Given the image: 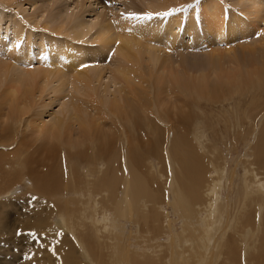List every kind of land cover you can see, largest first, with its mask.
<instances>
[{"label":"bare ground","instance_id":"bare-ground-1","mask_svg":"<svg viewBox=\"0 0 264 264\" xmlns=\"http://www.w3.org/2000/svg\"><path fill=\"white\" fill-rule=\"evenodd\" d=\"M12 1L14 0H0V4H2L4 8L7 7V5L13 4ZM20 1L21 0H19V2ZM137 1L139 3L142 2L144 7L142 6L143 8H139L137 5L138 8L135 10V14L138 15V13H141L146 16L147 14H151L156 15V18L144 20L143 24L136 23L134 25L132 22L137 18H126L130 13L118 12V14H116L115 11L114 16L108 19L109 21H107V24L105 20L102 22L98 20L99 23L96 25V30L90 40L97 44V47L94 46L95 48L91 49V53L93 52L92 54L97 56L102 50L106 49L108 52L111 50V55H113L111 58H114L111 59L114 61L109 70L110 78H108L112 80L114 85L118 84V87L113 91V93H115L113 97L108 98L106 101H104L100 95L97 97L94 96L95 93H97V87L93 86V82L101 77V69L98 65L100 62L87 65L84 60L86 51L83 50V48L75 49L74 46H72L74 48L71 46L66 47L62 52L61 67L56 69L55 60L51 55L53 50L57 51L56 45L50 43L48 48H45V44L42 43L40 44V61H43L41 64L44 63L45 65H43V67L45 68H40L38 66H35V68L32 69L19 68L20 70L18 69L19 72H17V69L14 68L17 63L26 64V66H28L31 65L33 62L32 59H34L29 46H27V44L22 46V42H19V36L22 35L19 30L14 33L15 39L19 41L15 42V44L11 42V45H7L10 46L8 52L13 54L14 58H7L9 60H6L3 59L2 56L0 57V87L3 83L5 84L7 82L6 91L0 89V165L10 164L12 166H18L21 164L36 166L41 162L55 160L58 154H62L59 149L60 146H65L68 150L66 152L67 160L63 166L61 165V162H59V164L53 162L49 169L43 167L42 170H32L29 174V179L33 185L38 187V189L42 190L48 187L52 192H57L59 195L63 196V201L51 199L49 201H43V203L37 206L39 210L36 213L37 224L35 227H45V232L44 235H42V238L45 240H51L50 242L55 245L54 250L60 254L58 258L51 262L52 264H92L93 262L95 264H157L156 261L150 260L149 257L154 255L153 251H150L149 258L147 257L148 259L145 262H138L136 261V256L130 251L123 252L125 249V245H122L123 243H121L116 249L110 248L111 243H117L116 236L118 237V234L114 230L113 226L115 224L113 219H111L110 216L103 214V208L97 206V203L103 205L102 198L96 200L94 197L91 198V194L88 191L82 190L81 196L75 202V207L77 209L74 210H71V200L67 199V187L77 185L80 180L89 182V180H85L81 177L78 165L82 163H86L85 165L89 164L86 152L91 144H95V151L101 157L105 156L109 158L107 160L108 166L101 169V177L99 175L91 183L93 194L96 195L100 192L106 193L109 197L108 200L113 204L121 189L120 186L122 185L124 187L122 198L120 196L119 204L112 210L113 212L118 213L121 218L132 219V212L136 209L135 206L140 205L143 198L147 199L144 204H148L149 202L152 204H161L164 202L163 192L161 189L158 190L156 188L158 185L153 187L151 181V188L145 187V182L149 181V176L143 168L141 169V172L134 177V173L129 176L126 172L122 171L121 166L123 165V161L121 162L120 160V163L122 164L119 165V161L115 159L116 154H114V148L117 145V134H115V130L110 127H108L107 131L103 130L101 123L104 117L110 116L111 124L119 123L122 126V130L123 128H127L128 132L126 130L122 131L125 135V138H123L122 141H126L129 153L136 156V160L130 162V167L131 165L138 166L141 165L142 162H146L147 157H143L138 145L135 146V142L149 144L151 141L149 137H146V141L143 142L141 140H136L134 131L126 126V124H131L132 128L136 130L141 129L145 122L148 121L150 129L149 132L144 135H152L155 138L154 140H160V127L166 126L164 128H167V132L169 133L170 130L187 129L193 126V139L197 145L200 144L203 146L201 141L203 140L201 139L203 134L202 131H200L202 123L199 122V120L195 121L196 116L194 110L191 109L186 112V110L178 107L177 104H182L184 102L199 106L202 100L212 101L214 103L223 102L225 99H230L235 94H244L245 90L255 91L264 88V46L263 48L255 47L256 44L264 45V13L262 14L264 4L261 3V0H248L249 5L248 7H245L246 10L248 8H252L253 10L249 14H246L251 17L252 21L255 23V25L253 24L251 27L249 22H247V25L245 24V22L248 21V18H244L245 20L243 18L240 19L239 16L243 15L241 13L238 16H234L233 23L226 22L225 12L227 9L218 0L201 1L200 4L198 3L195 7H187L184 11H179V13L175 12L174 14L167 16H165L164 13L173 9H181L185 6L188 0ZM116 2L121 4L120 0L115 1V4ZM128 2L132 5V8L135 7L133 2H130L129 0ZM239 2L242 1L240 0ZM15 5L17 4L15 3ZM245 5L246 4H243L242 6ZM138 10H142V12H139ZM198 10H200V12H198ZM238 10H241V12L245 11L240 8ZM249 10L251 9H248L245 13H248ZM111 11L112 8H110V14L113 12ZM196 11L198 14L200 13V16H204L207 19L206 24L209 32L220 41L225 42V44L227 42L229 43L228 40H233L234 38V40H237L236 36L240 35V42H246L247 44V46L246 44H242V47L239 46L242 52L241 54L244 53L245 55L247 54L248 56H251L250 58L252 59L251 62L253 65L251 64L248 66L245 64V57L243 58V56L237 55L236 52H234L235 48L232 49L230 47L231 49L229 50V48L225 46V52L223 51L224 54L220 55V53H217V57H214V55H216L218 50H213L215 49L213 46V49L209 48L207 52H204L209 57L206 59V63L204 62L206 68H193L191 65H187L188 63L186 60L191 57L196 58L197 53L194 54L193 57L189 52L191 54L189 58L187 55L183 54L184 56L179 58L178 63L176 61L172 62L174 59L170 55L171 52L176 51L177 48H182L178 47L180 45V36L183 33V31L180 32L181 23L184 22L187 27L192 26L194 13H197ZM111 15H113V13ZM146 16H143L144 19H146ZM197 16L198 15H196V17ZM101 20H103V18ZM73 21L69 23L71 26L68 27V23L64 27V21L55 25H48L50 22L46 25L44 21L41 28L45 30L48 29L56 35H63V37L68 36L73 41L80 40V35L82 34H80V32H83V35H86L88 30L81 26L83 25L82 23L76 24L75 21L73 26ZM19 22L22 23L20 20ZM65 22L67 21L65 20ZM256 23L258 25L260 23L263 24V30L260 29L261 32L260 30H257L261 25L258 26ZM118 26H120L121 29H117ZM112 27H116V29ZM194 27L195 26H193V28ZM81 28L86 30V33H84L85 31ZM174 28H177V30H174ZM190 28L192 29V27ZM197 36L198 35H196V37ZM198 37L200 39L198 47L196 44L193 45L191 43L184 47L187 49L189 48L188 50L196 48L198 49L197 51L200 52V49H202L205 44L201 41V37ZM87 39L85 38L86 41ZM199 39L197 41H199ZM25 40L29 41L30 37ZM194 43H196V41ZM228 43L226 45H228ZM214 47L218 48V46ZM49 50L50 53H46L49 52ZM183 50L184 48L181 52H183ZM184 53L186 54V52ZM179 55L182 56L181 53ZM39 56L36 58L38 59ZM95 60L97 59L95 58ZM225 60H228V63ZM144 61L148 62L146 67L143 65ZM158 61L161 62L156 68L155 65ZM187 61L189 62V60ZM223 61L226 62L225 64L227 65L223 66ZM12 70L16 71V73ZM102 71L104 72L105 70L102 68ZM157 71L159 73H157ZM53 78H56L55 80L60 82L61 87L71 85V87L74 88L75 86L80 85L85 91L82 92L81 95L84 96L83 93H85V98H87V100L75 102L77 101L75 98L71 107L68 106L69 115L67 117L52 120L46 127H35L34 132H32L35 137H33L31 141H25L23 138L20 140L13 139V135L6 132V129L12 126H20L24 120L27 119L26 116L30 114L34 106V102L32 101L34 96L33 92L35 91L34 86L37 88L36 83H40L41 81L43 84L45 82L47 83L49 80L52 82L54 80ZM81 87H79V89H81ZM55 89L58 91L57 88ZM77 89V87L74 88L75 92L80 93L82 90ZM175 94H181L183 97L181 95L178 96L181 99L184 98V100L177 101L176 97L173 96ZM69 98H73V95ZM170 98H174L175 101L171 102ZM70 99L68 100L70 101ZM65 102H67V100ZM70 102H72V100ZM70 102L68 105H70ZM161 104L170 105V108L158 111V115H155V118L157 119V126H155L151 124L148 115L154 108ZM3 105H6V108L8 109L7 111L4 110V112H2ZM5 111L7 113H5ZM91 111H93V115H91ZM100 111H103V113H100ZM36 115L37 114H35L34 117H36ZM76 129L77 131H75ZM73 131H75L76 136L72 135ZM162 135L163 132L161 131V136ZM12 140L13 142H11ZM243 140L247 141L248 139L245 138ZM167 145L166 142L162 141L160 145L154 146L152 150L161 151V149H164V151H166ZM7 147H13V153L11 154L13 159L11 160L8 159V156L10 155L7 152ZM22 147H24V149L21 151H25V153L21 154V151L19 152V150ZM193 149V144L192 142H189L186 135L177 133L174 136L170 145L169 154L174 163L178 166L179 172L176 173L175 177L172 176V179H177L180 190L176 191L173 198V204H178L179 207L181 206L180 215L184 218L183 220H185L184 224L186 222H191L196 216V210L204 212L205 215L201 219L202 224H200L204 229L200 239L197 241L198 245H196L194 252H197L201 257L199 262L205 261V255L208 254V264H215L217 260L215 261L213 259L215 257L218 258L219 256L217 250L219 243L217 242V237H214L215 233L209 230L208 227H211L214 222L218 224L222 204V199L220 197L221 188L228 186L234 175L232 176L231 173L233 170L229 172L225 168V164L220 165L217 162L220 161L218 160L220 155L217 154V150H215L216 154L210 158L195 153ZM71 150H74V152ZM148 151L149 150H146V153H148ZM212 153L213 152L211 151L209 155ZM254 155L255 158L252 161L241 162L243 174L249 177L252 175V172H256V168L249 171L247 165V163L252 164L253 162V165L257 168H261L263 177L258 179L260 189L253 188L251 190L253 197L248 203L246 210L243 211L238 218V222L242 226L253 225L255 207L260 203L264 204V133L258 138ZM110 161H112L111 164H109ZM208 166L210 169H208ZM16 171L19 170L11 168V166L7 170L0 169L1 181H5L6 183L4 186H0V192H8L7 188L10 186L11 182L17 178V176L14 175V172ZM176 171L177 169H174L173 172ZM224 171L226 172L225 174ZM64 173L66 177H64ZM212 173V177L208 178ZM166 185L167 184L164 183L162 189L165 188ZM240 185L241 183L237 184V186ZM245 191L246 188L243 192ZM80 201L81 204L79 205ZM53 212L60 213L61 216L57 221V226H52L49 223V219ZM99 212H101L100 217L97 216ZM234 217L233 219H235ZM159 219V214L156 211H153L152 208L144 215V220L146 221H156ZM236 220L237 217L235 221ZM95 222L99 224H96ZM169 223L170 222L168 221L165 225L169 229L168 233L172 234L170 231V228H172L170 226L172 225ZM226 223H229L228 218ZM192 226H187L188 230H191ZM259 226H261L260 233L259 229L255 230L253 226L250 227L251 237H253V241H256L258 238V241L263 242L259 243L260 247L258 251L250 253L249 258L246 257L255 264H259V262L264 259V218L259 220ZM235 228L228 226L226 229L232 230ZM151 230L156 231L157 229L152 227ZM178 237L181 239V243L188 241L184 232L176 235L177 241ZM238 237H235L234 235L226 237V243L228 244L226 256L229 258H240L241 256V252L235 247V242L239 239ZM202 240L204 241L201 242ZM192 242L195 243L196 241ZM73 243H77L81 247L82 252H80V249ZM93 247L96 248L92 250ZM189 247L191 249L193 247L190 242ZM119 248L121 249L122 255L117 253ZM76 251L80 253V257L75 255ZM187 251L188 249L185 248V253L188 258L194 261L195 259L193 257L196 253ZM64 258L66 261H64ZM105 259L108 261L105 262ZM165 264L182 263L175 258V254L170 250L168 251ZM261 264H264V262Z\"/></svg>","mask_w":264,"mask_h":264},{"label":"rangeland","instance_id":"rangeland-1","mask_svg":"<svg viewBox=\"0 0 264 264\" xmlns=\"http://www.w3.org/2000/svg\"><path fill=\"white\" fill-rule=\"evenodd\" d=\"M115 1L118 0H98V1L97 0H21L20 2L19 0H14L12 1L13 4L7 5V7L4 8L2 4H0V16H1L0 17V57L2 56V58L6 60H9L7 58H11V59L14 58V55L8 52V48L10 46L7 45H11L10 44L11 42L15 44V42L19 41L16 40L14 37L15 31H19V30L21 31L20 34L22 33V35L19 36L20 39L19 42L20 43L22 42L21 43L22 46L25 44L29 46L31 53L34 56L33 57L34 59H32L33 62L31 63V65L28 66H26V64L17 63L14 67L15 69H17L16 70L17 72H19V70L22 68L32 69L35 68V66H38L40 68H45L43 67V65L45 64L44 63L41 64V62L43 61H40L41 59L40 44L42 43L45 44L46 46L45 48H48L50 43L56 45L57 51L53 50L55 51L53 52L51 50L52 51L51 55L55 60V66L57 67L56 69L61 67L60 64H61L62 52L66 47L74 46L75 49L83 48V50L86 51L84 60L86 61L87 65L97 64L98 62H100L98 65L101 69L100 70L101 77H99L98 80L93 82V86L97 87L96 92L98 93V94L95 93L94 96L97 97L98 95H100L102 99L106 101L108 98L113 97V95L115 94L113 93V91L118 87V84L114 85L112 80L109 79L110 78L109 70L111 69L112 62L114 61L111 59L114 58H111L113 56L111 55V50L108 52L106 49L102 50L99 53V55L96 54L97 56H95V54H92L93 52L91 53V49L97 47V44L90 41L92 39L91 37H93L97 27L96 25H98L99 23L98 20H100L101 22L105 20L107 24V21H109L108 19L114 16L115 11L116 14H118V12L120 13L128 12L131 14L136 12L135 10L138 8L137 5L139 6V8H141L142 6L144 7V4L142 2L139 3L137 0H129L130 2H133V4L135 5L134 8H132V5L128 2V0H120L121 4L117 2L115 4ZM201 1H205V0H188L185 6L182 7L183 9L181 8L182 9L181 11H184L187 7L188 8L195 7L198 3L200 4ZM218 1L221 2L222 5L227 9L225 12L226 22L228 21V23L229 22L233 23L234 16L236 15L238 16L241 13L243 15L239 16L240 19L248 18V21L245 22L246 25L247 22L250 23V27L253 26V24L255 25L251 17L246 15L253 11L252 8H248L251 10H249L248 13H245L248 11V9L247 10L245 9V7H248L249 5L248 0H241L242 2H239L240 0H218ZM15 3L17 5H15ZM261 3L264 4V0L263 1L261 0ZM243 4L246 5L242 6ZM110 8H112L113 12L112 11L111 12L113 13V15H111L112 13L110 14L109 12ZM239 8L245 11L241 12V10L240 11L238 10ZM138 11L142 12V10H138ZM198 12H200V10H198ZM198 12L196 14L194 13L192 26L187 27L185 26L186 24L184 22L181 23L180 32L183 31V33L180 36V45L182 46L179 45L178 47H182V48H177L178 50V51L176 50L177 52L176 51L171 52L170 55L174 59L172 62L176 61L178 63L180 57L187 55L189 58L191 54L193 56L194 54L197 53L196 58L191 57L190 59H187L189 60V62L186 60V62L188 63L187 65H191V67L193 68L194 67L206 68L205 66L206 65L205 63L207 61L206 59H208L209 57L204 52L205 51L207 52V50L209 48L211 49L213 46V48H215V49L212 48L213 50L216 49L218 50V52H216V55H214V57H217L218 55L217 53H220V55L224 54L223 51L225 47H228L229 50L231 48L232 49L235 48L234 52H236L237 55L243 56V58L245 57L244 58L245 64H247L248 66L252 64L251 62L252 59L250 58L251 56H248L247 54L245 55L244 53L241 54L242 52L240 50V47H242V44H246V42L245 43L240 42L239 40L241 38L240 35L236 36L237 40H234L235 38L233 40L232 39L228 40L229 43L227 42L228 45H226L227 43L225 44V42L220 41L217 37H215L209 32L206 24L207 19L204 16H200V13L198 14ZM263 13H264V5H263L262 14ZM196 15L198 16L196 17ZM137 16L141 18L140 19L135 18L136 20L132 22L134 25L136 23L143 24L144 20H149L147 18L144 19L143 16H146L145 14L138 13ZM47 18L49 21L47 20ZM102 18L103 20H101ZM155 18L156 15H152L151 19H155ZM19 20L22 21V23L19 22ZM65 20L67 22H65ZM73 20L75 21L76 24L82 23L83 25L81 26H83V28L85 29L87 28L88 30L86 33V30L81 28L83 31H85L84 33H86V35L85 34L83 35V32H80V34L82 33L80 35L81 41L80 40L73 41L68 36L63 37V35H56L50 32L48 29L45 30L41 28L42 25L44 24V21L46 25L49 22L50 23L48 25H55L62 23V21H64L63 22L65 23L64 27L67 25V23H68L67 25L68 27L71 26V24L69 25V23H71V21ZM74 21L72 22L73 26L75 24ZM193 26L195 27L193 28ZM258 26L260 27H258L257 30L260 29L263 30L262 23H260ZM190 27H192V29ZM112 28L116 29V27H112ZM118 28L121 29L120 26H118L117 29ZM174 30H177V28H174ZM196 35L200 36L201 41L205 44L203 48L200 49V52H198L197 51L198 49L196 48L192 50L191 49L188 50L189 48L187 49L186 47H184L186 45H190V43L193 45L196 44L198 47L199 46L198 42H200V39L198 36L196 37ZM28 36L30 37L29 41L25 40L26 38L29 39ZM85 38L86 39L88 38L89 40L87 39L86 41ZM198 39L199 41H197ZM195 41L196 43H194ZM214 46H218L219 49ZM263 46L264 45H260V44L255 45V47L257 48H261V47L263 48ZM183 48L184 50L183 52H181ZM184 52H186V54ZM46 53H50V50L49 52ZM180 53L182 54V56L179 55ZM38 56L39 58L37 59L36 57ZM92 56H94L97 60H95V58ZM225 61L227 62L228 60ZM160 62L161 61H158L156 63L155 65L156 68L157 66L160 65L159 64ZM226 62H224L223 66L227 65L225 64ZM147 63H148L147 61L143 62L144 67L147 66ZM102 68L103 70H105L104 72L102 71ZM16 71L13 72L16 73ZM159 72L157 71V73ZM55 79L52 82H50L51 80H49L48 81L49 83L45 82L43 84L42 81L40 83L39 82L36 83V86L39 89V91L34 86L35 91L33 92L34 96L32 100L34 102L33 103L34 106L30 114L26 116L27 119H25L20 126H12L6 129V132L13 135V139L20 140L21 138H23L25 141H31V139L35 137V135L32 133L34 132L35 127L38 126L46 127L48 123L51 122L52 120L67 117L69 115L68 106L71 107V104H73L74 102L73 100H75V98L77 100L75 102L78 101L82 102L83 100H87V98H85L86 97L85 93H83L84 96L81 95L82 92L85 91L80 85L74 87V88L77 87L78 88L77 90H81V89L83 90V91L81 90L79 93V92H75L74 88L71 87V85H66L65 87H61L60 82ZM6 83L5 84L3 83V85L0 87V89H2L3 91H6V86H7ZM79 87H81V89H79ZM55 88H57L59 92ZM71 95H73L74 99L69 98L71 97ZM178 95L180 96L181 94H175L173 96L176 97L177 101L180 100L183 101L184 98L181 99ZM231 98L225 99V101L223 102H216V103L212 101L202 100L199 106L191 105V103H184V102L182 104L181 103L177 104L178 107H181L183 110H186V112L191 109L194 110V114L196 116L195 121L199 120V122L202 123L200 131H202L203 134V135L201 134L202 135L201 139H203L201 140L203 146H201L200 144L197 145L195 140L193 139V131H192L193 126L187 129L170 130L169 133L167 132V128H164L166 126L160 127L161 129L159 132L160 140H154L155 138L152 135L149 136L144 135L145 133L149 132L150 129V125L148 121L145 122L144 126L141 127V129H136V130L132 128L131 124H126V126H128L131 130L134 131L136 140H141L143 142L146 141V137L147 138L149 137L151 141L149 144L146 143L140 144L138 142H135V146L138 145L139 149L143 154V157L144 156L147 157V161L144 163L142 162V164L138 166L131 165L132 168L130 167V162L135 161L136 156L133 154L131 155V153H129V148L127 147L126 141L124 142L122 141L123 138H125V135L123 134L122 131L124 130L127 131V128H123L122 130V126L119 123L111 124L110 116L104 117L101 123V125L103 126V130L107 131L108 127H110L113 128L115 130L114 131L115 134H117V139H116L117 145L114 148L115 151L114 154H116L115 159L119 161V165L122 164L120 163V160L121 162L123 161V165L121 166L122 171L126 172L129 176L134 173L133 175L134 177L136 174H139L141 172V169L143 168L149 176V181L145 182V187L151 188L150 185L151 181L153 183V187H156L158 185L156 188L158 190L161 189V191L163 192L164 202L161 204L158 203L152 204L151 202H149L148 204H144L147 201V199L143 198L142 203L140 205L135 206L136 209L134 212H132V219L121 218L118 213L113 212L112 210L115 209L119 204L120 196L122 198L124 187L122 185L120 186L121 189L119 191V194L115 198L113 204H111V201L108 200L109 197L107 196L106 193L100 192L97 193L96 195L93 194L91 190V183L99 175L101 177L102 175L101 169L108 166L107 160L109 157H105V156L101 157L95 151V146H94L95 144H91V146L86 152V156L89 159V164L85 165L86 163H82L78 165L80 169L81 177L85 180H89V182H84L80 180L77 185H73V187H67V192H68L67 199H70L72 202L71 210L77 209L75 207V202L81 196V191L82 190L88 191L91 194V198L94 197V199L96 200L102 198L103 205L97 203V206L103 208V214L110 216L115 224L113 227L114 230L117 232L118 237L116 236L117 243L115 244L111 243L110 245L111 249L113 248L116 249L121 245V243H123L122 245H125V249L123 250V252L125 253L126 251H130L132 254L136 256V261L138 262H145L150 257V260L156 261L157 264H165V261L167 260L168 251L171 250L175 254V258L182 264H208V254L205 255V261L199 262L201 260V257L197 254V252H194L196 245H198L197 241L200 239L203 233L204 228L200 224H202L201 219L205 215L204 212H200V210H196V216L191 220V222L190 223L186 222L184 224L185 220H183L184 218L180 215L181 206L179 207L178 204L175 205L173 204V198L176 194V191L180 190V187L177 179L176 178L172 179V176L175 177L176 173L179 172V170H178V166L174 163L171 155L169 154V149L174 136L177 133H182L188 137L190 143L192 142L194 147L193 150L195 153L204 157L208 156L211 158V156L216 154L215 150H217V154L220 155V158L218 159L220 161L217 162L220 165L225 164V168L227 169V171L231 172L233 170L231 172L232 176L234 175L233 179L229 182L228 186H226L225 188L223 187L224 189L221 188L220 197L222 199V204H221V215L219 217V222L218 224L214 222L211 225V227H208L209 230L215 233L214 237L215 236L217 237L218 239L217 242L219 243V246L217 247L219 256L218 258L215 257L216 259L215 258L213 259L215 261L217 260L218 263L215 261L213 262H215V264H219V263L255 264L253 261L248 260L246 257L249 258L250 253L252 252L255 253L256 251H258L260 247L259 243L263 241L261 242L258 241L257 240L258 236L255 237L257 238L256 241L252 240L253 237H251L252 235L250 232L251 231L250 227L253 226L255 230L259 229V233H260L261 226H259V220H262L264 218V204L260 203L258 206L255 207V212L253 214V225L242 226L239 224L238 218L240 217V214L246 210V208L248 207L247 206L248 203L253 197V193L251 192V190L253 188H257L258 190L260 189L258 179L260 177H263L261 173L262 172L261 168H257L255 165H253V162L252 164L247 163V165L249 167V171H252L253 168H256V172H252V175L249 177L244 175L241 162L252 161L255 158L254 154H255V148L257 146L258 138L261 137L262 134L264 133V105H263L264 88L259 90L257 89L255 91L245 90L244 94L238 93ZM68 99H70V101L72 100V102H70ZM170 99L171 102L175 101L174 98H170ZM66 100L67 102H65ZM69 102L70 105H68ZM166 108L169 109L170 105L161 104L152 110V112L148 115L151 124L157 126V119L155 118V115L157 116L158 111ZM4 110L6 111L8 110L6 108V105H3L2 112H4ZM6 111L5 113H7ZM100 113H103V111H100ZM35 114H37L38 117L37 115L36 117H34ZM91 115H93V111H91ZM75 131H77V129ZM75 131H73L72 133L73 136H76ZM161 131L163 132L162 136H161ZM245 138H247L248 140L247 141L243 140ZM162 141L168 144L166 151H164V149H161V151L160 150L153 151L152 148L154 146L160 145ZM11 142H13V140ZM6 149L8 154L10 155L8 156L9 157L8 159L9 160L13 159V157H11V154L13 153L12 152L13 147H7ZM23 149L24 147H22L19 150V152ZM59 149L61 150L62 154H58L55 160L41 162L36 166L21 165V164H19L18 166L17 165L12 166L10 164L0 165L1 170H7L10 166L11 168H15L19 170L14 172V175L17 176V178H15L11 182L10 186L7 188L8 192L6 193L0 192V264H52L51 262H53L54 259L59 257L60 254L59 252L54 250L55 245L50 242L51 240H45L42 238V235H44L45 232V227L37 228L35 227V225L37 224L36 213L39 210L37 206L43 203V201H49L51 199L52 200L58 199L61 201L63 199V196L59 195L57 192H52L51 189L48 187L42 190L38 189V187L33 185L31 180L29 179V174L32 170L39 171L42 170L43 167L49 169L50 165L53 162H57L58 164L59 162H61V165L63 166L67 160L66 152L68 150L66 149L65 146H60ZM146 150H149L148 153H146ZM71 151L74 152V150ZM211 151L213 153L209 155ZM22 153H25V151H21V154ZM111 163L112 161L109 162V164ZM171 165H172V169H171ZM174 169H177V171L173 172ZM208 169H210L209 166ZM225 173L226 172L224 171V174ZM212 175L213 173L210 174L208 178H211ZM64 177H66L65 173H64ZM164 183H166L167 185L165 186V188L162 189ZM238 183H241V185L237 186ZM5 184H6L5 181H1L0 178V186H4ZM245 188L246 191L243 192ZM80 204L81 201L79 202V205ZM151 208L153 209V211H156L159 214L160 216L159 220L156 221L144 220V215L147 214ZM97 216L100 217L101 212H99ZM60 217H61L60 213L58 214L56 212H53L49 219L50 225L57 226V221L59 220ZM233 217L235 219L237 217V220L235 221ZM227 218L229 220V223H226ZM168 221L170 222L169 224L172 225L170 227L173 228V229L170 228L172 234L168 233L169 229L165 225ZM95 223L99 224L97 222ZM187 226L190 227L192 226V229L188 230ZM228 226L232 228L235 227H239V228H235L232 230L226 229ZM152 227H155L157 230L156 231L151 230ZM182 232H184V234L188 238V241H185L184 243L180 242L181 239H179V237L177 238L178 241L176 240V235H178V233L181 234ZM229 235H234L235 237H238L239 235L238 237L239 239H237V241L235 242V247L239 252H241L240 258L237 257L229 258L226 256V251L228 249V244L226 243V237ZM192 241H196V242L194 243ZM203 241L204 240H202L201 242ZM189 242L193 245L192 249L189 247ZM73 244L80 249V252H82L81 247L77 243H73ZM94 248L96 247H93L92 250H94ZM185 248L188 249L187 252L192 251L193 253H196L195 256L193 257L195 259L194 261L188 258L187 254L185 253ZM150 251H153L154 255L149 256ZM117 253L121 254L120 248ZM75 255L77 257H80V253L78 251H76ZM106 259L105 262L108 261ZM64 261H66L65 258ZM262 262H264V259L261 260L259 264H261ZM92 264L95 263L93 262Z\"/></svg>","mask_w":264,"mask_h":264},{"label":"snow or ice","instance_id":"snow-or-ice-1","mask_svg":"<svg viewBox=\"0 0 264 264\" xmlns=\"http://www.w3.org/2000/svg\"><path fill=\"white\" fill-rule=\"evenodd\" d=\"M181 10H182V9H173V10H170L169 12H167V13H164V15H165V16H167V15H172V14H174L175 12H178V11H181ZM157 15H158V14H157ZM126 18H137V19H140L141 17L137 16V14H135V13H132V14H129V16L126 17ZM145 18H147V19H151V18H152V15H151V14H147V16H146Z\"/></svg>","mask_w":264,"mask_h":264}]
</instances>
